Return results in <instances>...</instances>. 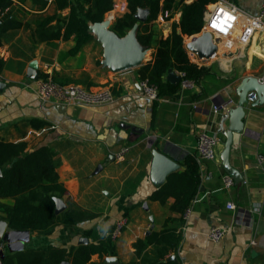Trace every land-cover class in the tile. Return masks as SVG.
<instances>
[{
	"label": "crops",
	"instance_id": "crops-1",
	"mask_svg": "<svg viewBox=\"0 0 264 264\" xmlns=\"http://www.w3.org/2000/svg\"><path fill=\"white\" fill-rule=\"evenodd\" d=\"M230 1L250 15L257 16L263 10V0ZM56 12L53 0L45 6L14 0L0 13V23L9 18L20 24L4 32L0 47L4 60L0 140L26 142L28 149L50 147L59 161V180L67 189L62 197L67 208L59 214L60 222L31 232L25 248L43 250L56 245L72 255L83 244H98L105 250L103 256L94 254L91 260L107 264H264V172L256 163L257 155L264 152V103L246 106L243 130L232 145L230 164L243 181L225 189L220 172L226 171L221 160L220 165L209 163L215 173L209 178L203 173L202 187L188 215L187 209H171L174 197L164 204L150 198L157 189L150 175L153 149L165 151L180 164L179 171H184L193 159L198 160L199 133L223 135L219 129L226 109L215 113L214 107L223 102L227 109L234 107L236 89L244 77L264 81V32H258L249 45L207 60L205 64L212 66L216 77L204 81L205 95L193 97L201 92L197 86L196 91L180 90L174 96L151 100L139 85V67L118 76L103 66L104 49L95 36L75 55L70 52L76 44L74 36L38 41L37 22ZM69 12L66 8L58 13L67 16ZM181 17V7L168 15L161 12L151 29L157 38L167 37ZM178 30L185 45L200 34L188 36L181 26ZM155 51L156 43L149 48L148 61ZM44 74L63 84L110 87L115 99L93 106L43 102L36 91L37 79L31 75ZM35 123L44 125L38 128ZM133 127L139 130L133 131ZM150 136L157 138L152 148L147 145ZM127 145L130 152L126 160L119 161L117 154ZM223 147L224 143L221 152ZM228 201L237 208L228 209ZM4 202L13 204L14 199ZM70 206L87 211V215H71ZM119 221L125 225L114 237ZM215 225L228 228L220 241L208 237ZM164 231L179 239L164 257L160 254L166 251L165 243L149 244L137 253V241ZM172 255L176 258L170 260Z\"/></svg>",
	"mask_w": 264,
	"mask_h": 264
},
{
	"label": "trees",
	"instance_id": "trees-1",
	"mask_svg": "<svg viewBox=\"0 0 264 264\" xmlns=\"http://www.w3.org/2000/svg\"><path fill=\"white\" fill-rule=\"evenodd\" d=\"M25 2L26 0H19ZM33 3L45 6L48 0H31ZM14 0H0V12L12 6ZM57 12L48 15L37 22L35 34L38 41H51L60 38L75 37L76 44L71 54H77L83 45L94 35L89 31L92 23L101 22L112 9L113 0H53ZM216 0H128L129 11L114 21L112 29L120 36H124L136 23L135 13L139 8L149 9L148 19L142 23L138 31L141 44L151 48L156 43V51L151 61L139 67L140 79H148L158 87L160 97L174 96L181 90V83L176 85L165 79L168 71L173 68L182 71L187 79L195 82L200 88L194 98L206 94L204 81L216 77L212 66L199 65L193 62L185 45L184 35L178 30L181 26L184 34L193 36L202 30L205 12L210 4ZM181 7L182 17L178 24H174L167 37H156L152 22L159 14L170 12ZM70 9L67 16L59 11ZM14 19L5 18L0 23V47L3 34L12 27L20 26ZM57 24L53 25V21ZM4 60L0 55V72ZM43 77L48 75L44 74ZM44 123L36 124L38 128ZM193 159V158H192ZM59 161L54 158L50 147L43 145L35 149H28L26 142H6L0 140V219L6 220L12 230H29L31 232L46 230L60 222V215L56 213L55 197L62 198L67 192L65 185L60 182L57 167ZM201 167L198 160L193 159L187 164L184 171L171 173L167 181L158 187L150 196L153 200L166 203L170 197L175 198L172 210L185 212L200 192L202 187ZM14 199L13 204L4 202V199ZM71 215H87V211L70 206ZM81 217V216H79ZM165 233V234H164ZM167 231L152 233L146 241H137L135 247L138 254L152 243H165V254L178 245L179 239ZM160 235V236H159ZM165 235V236H162ZM162 236V237H161ZM6 256L1 264H107L95 262L91 258L94 254L103 256L104 248L98 244H83L72 255L65 247L52 245L47 249L39 250L25 248L21 251H10L5 248ZM133 264H138L134 262Z\"/></svg>",
	"mask_w": 264,
	"mask_h": 264
},
{
	"label": "built area",
	"instance_id": "built-area-1",
	"mask_svg": "<svg viewBox=\"0 0 264 264\" xmlns=\"http://www.w3.org/2000/svg\"><path fill=\"white\" fill-rule=\"evenodd\" d=\"M129 11L128 0H113L112 9L107 13V18L112 22L116 21L118 17L123 16ZM1 13V12H0ZM168 15V12L165 13ZM210 31L213 34L214 41L218 45V51L210 59L228 54L234 51L238 46L249 45L254 36L258 32H264V0L263 10L257 15H250L248 12L240 9L233 4L230 0H216L215 3L210 4L205 12L204 24L202 30L199 32ZM197 33V34H199ZM191 60L199 65L205 64L207 60L201 59L196 53L188 50ZM209 59V60H210ZM132 69L124 70L115 73L118 76H123L130 73ZM181 75V90L196 91L197 85L194 81L187 79L185 73L177 71ZM36 91L38 96L43 102L55 101L62 104H80V105H100L114 101L115 94L110 87H102L99 89L87 88L81 84L76 83H60L50 75L47 77L39 76L36 80ZM139 85L144 95L151 100H158L160 98L158 87L155 84L149 82L148 79H140ZM257 98L256 93L253 97L249 94V101L253 102ZM227 106L221 105L214 107V112L218 113L221 109ZM156 136H150L147 138V145L153 147ZM224 143V139L219 133L201 132L198 135L197 145V157L201 167L202 177L206 174V177H212L214 170L209 168V163L217 165L221 164V148ZM130 146H124L117 154L119 161H124L130 152ZM256 163L263 169L264 172V152L259 153L256 157ZM208 165V166H207ZM204 173V174H203ZM223 180L224 188L229 190L235 185V180L227 172H220ZM228 209H236L237 206L234 202H227ZM189 213V208L186 210V215ZM1 220V219H0ZM125 225V221H119L114 229L113 236L118 237ZM228 232L227 227L221 225L213 226L208 237L213 241L222 240ZM7 243L0 240V250H5Z\"/></svg>",
	"mask_w": 264,
	"mask_h": 264
},
{
	"label": "water",
	"instance_id": "water-1",
	"mask_svg": "<svg viewBox=\"0 0 264 264\" xmlns=\"http://www.w3.org/2000/svg\"><path fill=\"white\" fill-rule=\"evenodd\" d=\"M185 1V0H182ZM149 9L139 8L135 13L136 23L127 31L124 36H120L112 29L113 23L109 18H105L101 22L92 23L89 31L101 43L104 49V59L102 64L114 73H118L128 69H134L145 64L149 47L141 44L138 39V31L142 23L148 19ZM186 48L196 53L201 59L209 60L218 51V45L214 41L213 34L210 31L202 32L192 37L191 41L186 44ZM36 67V64H32ZM38 79V75H31ZM167 80L178 85L182 77L177 71L171 68L167 75ZM4 86V82L0 80V87ZM238 100L234 107L229 108L222 114L219 131L224 135V147L221 152L222 165L227 173H229L236 182L243 181V176L230 164V154L232 145L239 132L243 130L244 118L246 116V106H257L264 103V81L255 76L244 77L237 86ZM256 93L255 101L250 102L248 97H253ZM225 103V102H223ZM223 103L217 106H221ZM226 121L229 125L226 127ZM139 130L133 127V131ZM133 141V139H130ZM153 161L151 167V180L158 188L162 186L168 176L179 170L180 164L169 156L165 151L154 148ZM102 168L101 166L99 167ZM0 175L2 170L0 168ZM56 213L60 214L67 208V204L62 198L55 197ZM147 206V205H146ZM31 231L29 230H12L6 220H0V240L7 243V249L10 251H21L25 249V245L30 241ZM6 256V250H0V264ZM175 255L169 259H175ZM62 264H69L63 262Z\"/></svg>",
	"mask_w": 264,
	"mask_h": 264
},
{
	"label": "rangeland",
	"instance_id": "rangeland-1",
	"mask_svg": "<svg viewBox=\"0 0 264 264\" xmlns=\"http://www.w3.org/2000/svg\"><path fill=\"white\" fill-rule=\"evenodd\" d=\"M146 61H147V60H146ZM146 61H145V62H146ZM221 137H222V138L224 139V141H225V137H224V135H221Z\"/></svg>",
	"mask_w": 264,
	"mask_h": 264
},
{
	"label": "bare ground",
	"instance_id": "bare-ground-1",
	"mask_svg": "<svg viewBox=\"0 0 264 264\" xmlns=\"http://www.w3.org/2000/svg\"><path fill=\"white\" fill-rule=\"evenodd\" d=\"M148 56V55H147Z\"/></svg>",
	"mask_w": 264,
	"mask_h": 264
}]
</instances>
